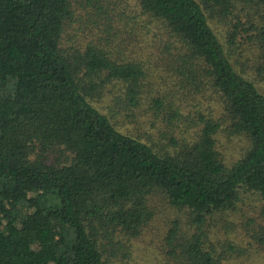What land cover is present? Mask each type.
Here are the masks:
<instances>
[{"label":"trees","instance_id":"1","mask_svg":"<svg viewBox=\"0 0 264 264\" xmlns=\"http://www.w3.org/2000/svg\"><path fill=\"white\" fill-rule=\"evenodd\" d=\"M243 12L264 46V0H0V264H110L156 203L188 228L176 263L238 252L207 243L210 219L240 191L264 201V95L237 71L239 24L228 48L212 28ZM126 36L148 40L167 75ZM110 87L124 90L125 117L149 100L159 141L121 131L94 105ZM222 134L248 142L230 167Z\"/></svg>","mask_w":264,"mask_h":264},{"label":"rangeland","instance_id":"2","mask_svg":"<svg viewBox=\"0 0 264 264\" xmlns=\"http://www.w3.org/2000/svg\"><path fill=\"white\" fill-rule=\"evenodd\" d=\"M237 23L239 30L235 39H232L235 42V49L231 52L236 60L232 58L235 60L237 71L251 80L264 95V46L256 37V31L249 29L247 14L243 12L238 20L233 18L215 20L212 28L221 43L228 48L227 36L232 32V25ZM125 40L134 47V50L143 48L151 67L158 68L162 76L167 75L165 73L166 68L161 67L160 62L155 61L148 40L143 44L139 39L136 42L128 36L125 37ZM158 51H155V55L158 54ZM259 67H261L260 71H258ZM110 88L111 93L102 100L96 101L94 105L105 114L112 113L121 131L140 137L144 141H159L160 137L157 136L156 125L159 126L160 122L148 110L149 100L145 101L142 110L137 111L134 118H131L130 115L125 117L123 104L120 102L124 90L120 87ZM160 144L165 147L169 143L168 140L164 139ZM247 146L248 142L244 138H228L223 134L218 137L219 151L228 167L240 159ZM263 204L264 201L259 196L240 191L230 210L217 213L210 219L209 243L207 245L211 246L218 254L225 249L227 251L229 243L238 250L237 253L233 251L230 258L223 259L222 264H264V244L258 245L252 236L253 230L255 231V239L260 238L257 236L260 234L259 226L264 227V219L260 214ZM153 210L152 221L144 227L138 237L129 240L121 237L122 245L109 250L108 260L110 264H178L173 247L174 244L182 243L185 236L188 235L185 221L178 213L160 206L159 203L154 204ZM177 220L181 221L177 231V239L169 245L167 243L168 232L169 229H173ZM204 232L207 234L206 228ZM176 252H178L177 256L181 254L179 250Z\"/></svg>","mask_w":264,"mask_h":264}]
</instances>
